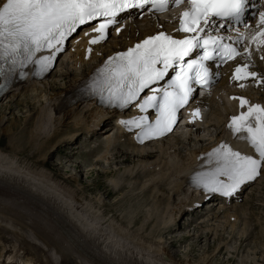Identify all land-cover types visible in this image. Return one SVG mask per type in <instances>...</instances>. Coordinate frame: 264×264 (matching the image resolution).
Returning <instances> with one entry per match:
<instances>
[{
  "label": "bare ground",
  "instance_id": "1",
  "mask_svg": "<svg viewBox=\"0 0 264 264\" xmlns=\"http://www.w3.org/2000/svg\"><path fill=\"white\" fill-rule=\"evenodd\" d=\"M5 2L6 0H0V6H2ZM135 19L137 18L135 17L134 20ZM148 19L149 17H146L145 20H136V22L145 21L146 29L139 30L137 26H133L132 23H129V21H125V27L124 30L121 31V33L118 34L117 30L112 31L115 36H118L120 38L123 37L124 40L123 42L121 41L120 45L115 42L118 41L117 38H113L108 42V44L105 45V47H101L103 46V43L95 46H90L88 44V38L81 39L80 37L77 40L72 39L70 42H72L73 44L71 47H68V54H70V59H72L71 63L73 69H70V66H68L69 69L66 68L65 72L60 74L59 77L63 82L59 83L56 80L52 79L51 81L53 82L48 83V88L50 91L48 95L47 92H45V88L39 89L38 96H35L39 99V103H34L32 101V95L22 98L16 103L18 107L22 106L24 108H30L32 110L39 107V109H37L36 111L34 110L35 112H32L33 114H36V117L32 122H29L28 119L27 123L24 124L23 127L19 128L17 122L12 121L10 122L8 128L2 131V134H4L7 139H9L6 147L10 144V150H8L12 157L8 156L7 158H5L1 151L2 148H0V264H6L13 261L20 262L22 260L26 261V264H150L153 262H159V264H197L194 261H190V259H187L185 261L176 259L174 257V254H169L167 247L164 245L165 242H163L162 240L163 235H165L167 232H170L172 234H167L168 236H170L169 244L171 247H176L178 243L182 244L184 243V241H189L191 239V236L194 238V240L196 239V241L198 242L197 244H203V239L206 236L202 237V235L208 236L209 232L208 230H204L201 231L199 235H197L199 233L197 229L203 222V220L202 222H199V220L205 218L203 217V214L197 215V207L199 203H202V197H197L195 193L194 195L190 194V192L185 188L187 194H184L183 199H179V203L175 204V206L170 205L172 207L168 208V202L171 197L170 195L165 196L163 192H165L164 185L166 186V181H170V178L172 177L174 178L173 185L175 188H173L172 191L179 192L182 186L185 185L188 187V182L191 179L199 176L201 173H205L206 169L208 168L212 169L211 163L207 161V153L211 149V146L209 144L212 142H208L209 144L204 147L201 146L199 149H190L191 157L189 159V162L184 165H175L176 167L174 171L170 170L167 161L164 162V167L155 172V174H152L151 169H147L146 166L148 165L145 164L142 170L147 173V175L144 176L148 177L147 183H151L149 189L151 190V192L153 191L156 193V207L149 211V213L151 212L152 215L148 216L147 213L146 215L148 217L145 218V216H142L144 217L142 218L139 217L140 215L136 216L137 213L135 214L134 206H132L129 210H132L133 212H129L128 210L126 215L121 218H116V223L118 222V226L115 228L111 225L112 234L110 235H108L106 232L110 230L105 229L107 228V225L105 223L109 220L105 221L103 217L99 216L94 217V214H92L93 211L90 215L88 211L89 209L86 210V207L89 206L83 207L86 202H84L85 204L83 203L82 206L81 201L77 199V195L73 196L75 192L71 194L69 191L70 189L68 190V188L70 187H59L60 182V186L63 183H65V185L68 184L69 186L73 185L74 183L77 184L78 179L74 180L72 177H63L59 174L60 168H62L64 164L60 158H58V160L60 161L59 164L53 163V157L55 153L63 152L68 148L66 145H73L74 142L77 144V141H79L84 133L96 130V132H92L93 134H91L90 139H93L97 132L101 133L104 130H107L104 133H108L111 128L105 127L103 125L107 126L111 121L120 125L118 126V129L121 130L122 137L124 139L126 138L125 140L127 145L132 147V154L134 155V157H136L138 160H149L156 157V153L158 151L146 150L147 148H151L152 146L136 149L135 147L138 146H135L136 143L134 142L133 135L131 134L127 137L126 135H123L124 128H122L121 126H123L124 123H122V121H129L135 117L141 116L137 103H134L132 106H124L119 110H104L103 108L96 106L94 101L77 100L72 102L73 95L78 90L84 87V85L92 77L96 76L106 69L105 66L108 64L109 58L116 56L118 53H121L128 48L135 47L136 44L141 43L148 37L155 36L161 32L166 34L171 33V29L164 30V28L159 26V23L158 27H149ZM137 32H139V34H137ZM96 47L99 48L96 50ZM77 66H79V68ZM64 68L65 67H59L57 69L62 72ZM31 75L32 71H30L22 84L15 86V89L20 88V90L22 91L27 85H29V83H32L31 88L35 89V87H37L36 83H38L35 81L39 80L32 79ZM71 75L72 78H70ZM24 95L25 94H23L22 96ZM145 95L146 94H143L141 98H143ZM43 97H46L45 102L41 100ZM220 98L224 99L223 95L220 96ZM253 101L258 103L257 100ZM43 104H48V106L45 107L43 106ZM226 104L228 105L227 107H225ZM81 105V109L78 110ZM223 106L224 109L233 108V105L230 102L227 103L226 101H224ZM221 109L214 110L213 116L216 115ZM25 112L27 114L31 113L28 110ZM50 113L55 115L53 120V117H51ZM52 121L53 125H51ZM61 127L66 128L65 133H63L64 131ZM112 129L116 130L114 127ZM108 135L105 136L106 139L104 138L105 145L107 146H109L112 142H115V138L112 139V137H107ZM63 137H65V140L63 139ZM175 139L178 140V138ZM176 140L169 139L165 145L160 144L164 147L162 148L164 150V157H162L161 160L167 159L165 154H169L168 157L170 158L172 157L170 155V152L171 150H175L174 142ZM23 143H25L24 150H26L27 147H30L32 149L30 150L33 151L32 153L36 152V155L39 156V158L33 161V164L29 162L31 161V159L33 160V158L30 159L29 156L23 159L21 161L22 163L18 162V160H21L19 156L24 152L21 149ZM62 144L63 146L60 147V145ZM157 146L158 145H156V147ZM68 151H70L69 154H67L68 159L79 153L78 149L74 150L70 148V150ZM106 154L107 152H105V154L101 156L100 153H96L95 156L96 158L102 160L106 157ZM119 154L121 161H119L118 163L123 164L122 162L127 163L131 160V157H129V155H127L126 153L120 152ZM124 154L128 158L125 156L123 157ZM198 154H206V156L203 160H200V165L196 169H194L193 166L197 161L196 157L198 156ZM67 157L65 156V158ZM26 159L27 161H25ZM175 159L173 161L177 162V160H180ZM160 162L161 161H159V163ZM13 165H15V167H13ZM42 169L43 171L48 170L49 172L51 169H53L50 172L51 175L48 174L51 177H49L50 179L48 178V176H46L47 172H43ZM192 170H195V175L188 176V174ZM112 171L114 172V175H112ZM131 171L132 174L134 173L133 169L127 171L126 174H123V176H125L123 177V179L127 180L126 175L130 174ZM120 172H115L112 169L101 171V174H103L104 176L112 175V177H110L112 180V183L110 182V186H112V188H109L106 190V192H104L105 197H114L116 196V193L120 194L126 189V187L129 188L127 185L120 181ZM58 174L60 175V177ZM87 174H89V172ZM156 176H158L157 180ZM45 179H49L50 182H45ZM136 181L137 180H135V182ZM115 183H117L118 185H114ZM139 189L141 191L143 187H140ZM131 190H134V187H131ZM102 197L103 196H99L98 198H96V206H98L99 208H107L108 212H112L114 206L112 204H106L105 202H103V200L101 199ZM126 198H120V200H118L119 203H122ZM172 199L174 202L175 198L172 197ZM187 204L196 205L194 210L190 213L193 216L196 214V218L187 213L188 211L185 209V206ZM233 207L236 206H232V208H229V212L228 210H226L227 213L223 211L226 209L223 205H220L215 209L212 208V212L214 215L213 218L219 222L220 219H223L224 224H227V226L231 225L229 227L233 228L232 226L237 223V220L239 218L237 217L238 213H240L241 215H246L248 213L247 210ZM161 208L165 211L162 213V215H160L159 218H157L154 214V209H156L155 211L156 213H158L159 209ZM163 214H165V216H163ZM186 214H189L192 218H189L185 222L181 223V219ZM88 215L95 218L94 222H88ZM108 215H110V213ZM134 215L135 217H132ZM222 215L223 217H220ZM150 216L152 217V220L149 218ZM78 217L80 219H86L85 223L77 226L73 220L76 219L77 221H79ZM247 217L248 216H246L244 220H246ZM231 218H233L232 221ZM157 221L160 222L161 225L163 224L162 226L165 227V230L161 233V237L160 239H158V241L149 243L146 242L144 238H140L141 242L139 243H135L132 241L136 236L138 237V230H145L149 227V223H152L153 226ZM213 223L215 222H211L210 226H213ZM247 223V220L243 223L244 230L248 229ZM119 224L127 226V230L123 229V227H120ZM133 228L137 229L135 230L136 235L130 237L131 240L127 241L130 239L128 236L131 234V232L128 230ZM175 228L177 230L174 231ZM181 228L184 232L182 236H179V238L172 236L175 234V232L181 230ZM214 228L218 230L216 226H214ZM207 229H209V227H207ZM240 230L242 233H244L242 229ZM96 231L99 233L97 237L94 236ZM191 233L192 235H190ZM212 234L213 233H211L210 235L212 236ZM103 235L104 242L101 243L100 237H102ZM117 240L118 242H115ZM107 243L111 244V246H109ZM117 243H122V246L124 243H128L132 246L135 245V247L142 248L147 252H144L145 256L148 255L147 257L153 259V257L151 256L152 254L155 256V259L150 260L146 259V257L145 259L148 263H145L141 260H138L137 257H134L133 255H126V251L119 248L118 246L120 245H117ZM144 243H146V245ZM222 248L223 247L220 248V246L217 248V255H222ZM162 253H165L169 258L164 259L163 257H160V254ZM135 254L137 253L135 252ZM209 262L210 261H208V257L204 256L202 257V260H200L199 264H209ZM228 263L232 264V259H227L225 264Z\"/></svg>",
  "mask_w": 264,
  "mask_h": 264
},
{
  "label": "snow or ice",
  "instance_id": "2",
  "mask_svg": "<svg viewBox=\"0 0 264 264\" xmlns=\"http://www.w3.org/2000/svg\"><path fill=\"white\" fill-rule=\"evenodd\" d=\"M177 3L184 0H176ZM190 7L180 17L178 31L193 33L185 39H173L161 32L148 37L127 52L118 53L109 58L106 68L105 84L109 99H116L121 106H127L140 97L148 89L152 94L145 95L137 105L141 112L155 109L157 119L154 124L148 122L147 116L135 117L122 121L126 126L135 125L141 128L143 136L163 135L172 130L176 121V113L187 102L193 92L192 83L207 82L208 69L204 66L210 55L209 45L214 50L232 59L238 55L236 49L222 45L223 37L200 33L210 23L218 20L241 21L249 0H186ZM169 0H6L0 6V76L7 71H13L17 66L28 63L40 66L41 71L47 70L56 53L69 35L82 25L101 19L102 23L93 31L99 35L90 43L95 44L105 39L106 29L117 22L119 14L133 8H144L151 5L157 11L166 9ZM259 30L252 39L258 47L264 46V11H260ZM203 25V26H201ZM223 27V25H220ZM204 48V55L199 60L185 62L194 49ZM54 49L51 55L34 59L38 52ZM264 59V57H262ZM9 66L7 69L5 66ZM160 65V67H158ZM247 68V65L244 66ZM169 69L175 71V76L164 88L151 87L164 80ZM243 71L238 67L236 73ZM246 76H257L249 72ZM241 79L237 75L234 77ZM264 82V81H261ZM243 87V85H241ZM247 101L241 99V106ZM199 110L195 114H198ZM234 134L246 133L239 138L246 140L258 154L259 158L242 155L232 150L228 145L221 144L209 153L214 157L217 166L210 172L201 173L198 183L209 192H221L231 195L241 185L255 180L264 167V107L253 105L247 113L232 117L229 124ZM224 176L227 182L219 179Z\"/></svg>",
  "mask_w": 264,
  "mask_h": 264
},
{
  "label": "rangeland",
  "instance_id": "3",
  "mask_svg": "<svg viewBox=\"0 0 264 264\" xmlns=\"http://www.w3.org/2000/svg\"><path fill=\"white\" fill-rule=\"evenodd\" d=\"M109 40H111V39H109ZM123 40H124L123 38H121V39L119 38L118 41H115V42L120 45L121 41L123 42ZM107 47H109V46H107ZM63 67L69 69V67L66 63L63 64ZM65 68H64V70H65ZM58 72L62 73L61 71H58ZM59 73H56L55 70H53L47 76V78L42 81L43 84L42 83L38 84L37 87H35V89L31 88L32 87L31 85L30 86L27 85V87L25 89H23L22 91L20 90V88L19 89H11V91L3 99H1V101H0V148H2L1 151H2V154L5 158H7L8 156L12 157V155L9 152L10 144H9V146L6 147V145L9 142V139H7V137L4 134H2V131L7 129L8 126L10 125V122H12V121L17 122V124L19 125V128L23 127L24 124L27 123L28 119H29V122H32L36 117V114H33L32 112H35L37 109H39V107L36 109L34 108V110H35L34 111L30 108L28 109V108H24L22 106L18 107L16 103L20 99L28 97L30 95L33 96L31 98H32V101L34 103H39V99L37 97H35L36 95L38 96L39 89L45 88V92H47V95H48V93H50L49 88H48L49 87L48 83L53 82V81H51L52 79L56 80L59 83L63 82L61 80V78L59 77L60 76ZM70 78H72V75L70 76ZM35 90H36V92H35ZM23 94H25V95L22 96ZM47 95H46V97H47ZM46 97H43L41 100L45 102ZM43 106L47 107L48 104H46V105L43 104ZM227 106L228 105L226 104L225 107H227ZM81 107L82 106H80L78 110H80ZM27 110L31 112V113H29L30 115L25 112ZM50 114H51V117H53L52 118V120H53L55 116L52 113H50ZM209 123H211V120L207 122V125ZM213 123H214V127L210 128V130H209L211 132V133H209V136H208L209 139L214 138V133L217 132L218 124L215 121H213ZM51 125H53V121H52ZM47 128H49V127H47ZM61 128L64 131L63 133H65L66 128L65 127H61ZM211 129L215 130V132H212ZM51 132H52V130H51ZM106 135H108L107 137L115 136V130L112 129L107 134H104V132H102L101 134H98L97 142L96 141L85 142V136L81 137L80 140L77 142V144L74 142L73 145H70L71 147L66 145L68 148L65 149L63 152L55 153L54 154L55 157L53 158V163L56 164L57 162H55V161H58V158H60L64 164H63V167L60 168L59 174L63 177H65V176L72 177L74 180L78 179L77 184L74 183L73 185L68 186L67 183H66L67 185H65V183H63L61 185L62 186L61 187L60 186L61 182H60L59 187L60 188L70 187V188H68V190L70 189L69 191L71 194L73 192H75L73 194V196L77 195V199H79L81 201L82 206H83L84 202H86V204L84 203L85 205L83 207L89 206V207H86V210L89 209L88 211H89L90 215H91V212L93 211L92 214H94L93 215L94 217L99 216V217H103L105 219V221L109 220L108 222L105 223L107 225V228H105V229L111 231L112 226H114L115 228L118 226V222L116 223V218H119V217L121 218L124 215H126L127 211L132 206H134L135 214L137 213L136 216L140 215L139 217L145 216V218H146L149 215H152V213L151 212L149 213V211L151 209H153L154 207H156V203H157L156 193L153 191L151 192V190L149 189L151 183H147L148 177L140 176L142 172L141 173H139V172L145 164H152L153 162H159L162 155L164 154V150L161 149V147H159L160 155L158 153L157 158L155 157L153 159V161H150V162L138 160L132 154L128 153L129 157H131L132 161L129 159L130 160L129 162H127V163L122 162L123 164H120V163H118L119 161H121L119 153L122 151H125V152L128 151L129 152L131 149L127 148L126 145H124V144H120V145L115 144L116 146L111 145L109 147V149L107 151V158L102 159L103 164L102 163L97 164L93 158V156H95L94 151L100 150L101 148L100 149H93V146H95L96 144H102V142L105 141L104 138H106L105 137ZM64 138L65 137H63V139ZM196 145L197 146H195V144H194L191 149L198 148V147L200 148L201 143H196ZM24 146H25V143H23L21 146V149L24 151L23 154H21L19 156V158L21 160L19 161L17 158L16 159L18 160L19 163H22L21 161L29 156L30 159L33 158V160L31 159V161H29L31 164H33V161H35V159L39 158V156L36 155V152L32 153L33 151H31L32 149L30 147H27L26 150H24ZM61 146H63V144L60 145V147ZM70 148L74 149V150L78 149L79 153L76 154L75 156H73L72 158L68 159V157H67L68 155L65 152L70 150ZM189 148H190V145L187 146L185 143L175 145L174 157L179 158V159H183L187 163L189 161V157L191 155ZM50 150H52V149H50ZM105 151L106 150H104L103 152H105ZM73 152H75V151H73ZM131 153H132V151H131ZM65 156L67 158H65ZM124 156L127 157L125 154L123 155V157ZM124 159H126V158H124ZM168 160H169V158H168ZM25 161H27V159ZM13 167H15V165H13ZM106 169H112L115 172L121 171L119 173L120 174L119 175L120 181L122 183H124L125 185H127L129 188L126 187V189L122 193H120V194L116 193V196H114V197H110V198L105 197L104 192H106L107 189L112 188V186H110V182L112 183V180L110 177H112V175H114L113 171H112L113 174L109 175V176H104L103 174H101V171H104ZM131 169L134 170V173L132 174V171H131L130 174L126 175L127 180L123 179V177H125V176H123V174H126V172L131 170ZM42 171H43V169H42ZM43 172H47L46 176H48V178L50 177L49 175H51V174L48 170H44ZM88 172H89V174H87ZM136 172H138L139 174ZM60 175H59V177H60ZM157 177L158 176H156V180L158 179ZM49 179L48 180L45 179V182L49 183L50 182ZM173 179L171 181H173ZM135 180H137V181L135 182ZM114 185H118V184L115 183ZM263 186H264V173H263L262 183L257 185L254 189L250 190L249 193L247 194L248 199L244 200L242 202L243 205H245L249 208V211L251 213V215L248 216L246 219L248 222L247 223L248 229H246V230L243 229V223L246 222V220L239 221L237 226H236L237 223H235V225L232 224L233 228L229 227L231 225L227 226L231 229V230H229L226 228V224L223 223V219H220V222H219L213 218L214 215L211 217V219L208 216H205V218H202L201 220H199V222H202V220H203V222L200 224L199 228L197 229L199 231V233L197 235H199L201 233V231L208 230V232H209L208 236L202 235V237L206 236L207 240L205 237L203 239L204 240L203 244L202 243L197 244L198 242L196 241V239L194 240V238L191 236V239L189 241H187V242L184 241V243H182L180 245L177 244L178 247L177 246L171 247L169 244L170 236H168V234H172V233L167 232L168 234L163 235L162 241L165 242L164 245L167 247L169 254H174L175 255L174 257L176 259H179L180 261H185L187 259L188 260L190 259V261H194L197 264L200 263V260H202V257H204V256L208 257V261H210L209 264H225L227 259H232V261H233L232 264H264V252H263V249H264V247H263V245H264V210H263L264 209V192H262V191L260 192V189ZM131 187H134V190H131ZM140 187H143V189L141 191L139 189ZM147 189H149V190H147ZM167 191L168 190L163 192L165 196L168 195ZM147 192H149V193H147ZM76 193H78V194H76ZM178 194H177L178 196L175 197V202L172 201V198L169 199V202L167 201L168 202V208H171L173 205L175 206V204L179 203V201L181 199H183L184 193L178 192ZM181 195H183V196H181ZM99 196H103L101 198L103 200V202H105L106 204H112L114 206L112 212H108L107 208L106 209L104 207L99 208L98 206H96V204H95L96 198H98ZM122 197L123 198L127 197V198L122 203H119L118 200H120V198H122ZM70 200H72V199H70ZM170 205H172V206H170ZM83 209H85V208H83ZM204 209H205V207L201 210L203 211ZM146 210H147V212H146ZM155 210L156 209H154V214L157 218H159L160 215H162V213L165 211L161 208V209H159L158 213H156ZM223 211L226 212V210H223ZM129 212H133V211L129 210ZM228 212H229V210H228ZM109 213H110V215H108ZM147 213H148V216L146 215ZM212 214H213V212H212ZM238 215H237V217L241 216L240 213H238ZM163 216H165V214H163ZM132 217H135V215ZM220 217H223V215ZM142 218H144V217H142ZM149 218L152 220L151 216ZM187 218H189V217L185 216L183 218L182 222L186 221ZM100 219H102V218H100ZM210 221L215 222V223H213V226H210V224H211ZM156 223H157V225H156ZM156 223L153 226H152V223H149V227L147 229L138 230L137 234H138L139 238L136 236L135 239L132 241L135 243H139V242H141L140 238H142V239L144 238V240L146 242H149V243L158 241V239H160V237H161V233L164 232L165 228H164V226H162L163 224L161 225L160 222L157 221ZM119 226L123 227V229L127 230L126 229L127 226H123V224H119ZM214 226H216L218 228V230H216V228H214ZM207 227H209V229H207ZM223 229H225V230H223ZM240 229H242L244 231V233H242ZM135 230H137V229L133 228V229L128 230L131 232V234L128 236L129 238L136 235ZM175 230H177V229L175 228L174 231ZM214 230H216V231H214ZM183 233H184L183 231H177L172 236L179 238V236H182ZM211 233H213L212 236L210 235ZM190 235H192V233ZM151 237H152V239H151ZM129 238H127V239H129ZM155 238H156V240H155ZM103 239H104V235L102 237H100L101 243L104 242ZM130 240H131V238L127 241H130ZM144 244L146 245V243H144ZM117 245H120L118 247L126 251V255H133L135 257L131 248L125 247L124 245L122 246V243H117ZM219 246H220V248L223 247L222 248L223 249L222 255L216 254V250ZM132 247H133V250L137 253V259L138 260H141L145 263H148L146 261V259H150V260L155 259V256L152 254H151V256L153 257V259L150 257H147L148 255L144 256L143 253L144 252L147 253V252L144 251L142 248H139V247L137 248V247H135V245ZM198 258L199 259L201 258V259L199 260ZM150 264H159V262H153Z\"/></svg>",
  "mask_w": 264,
  "mask_h": 264
}]
</instances>
